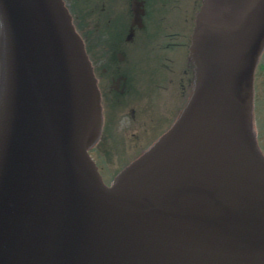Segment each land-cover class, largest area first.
I'll return each mask as SVG.
<instances>
[{
	"label": "water",
	"instance_id": "1",
	"mask_svg": "<svg viewBox=\"0 0 264 264\" xmlns=\"http://www.w3.org/2000/svg\"><path fill=\"white\" fill-rule=\"evenodd\" d=\"M262 53L264 0H202L187 102L107 186L88 154L98 80L64 1L0 0V264H264Z\"/></svg>",
	"mask_w": 264,
	"mask_h": 264
},
{
	"label": "rangeland",
	"instance_id": "2",
	"mask_svg": "<svg viewBox=\"0 0 264 264\" xmlns=\"http://www.w3.org/2000/svg\"><path fill=\"white\" fill-rule=\"evenodd\" d=\"M193 2L194 0H161L159 5L154 4L152 7L157 16L159 15L157 25L155 22L149 24L147 36L140 37L127 47L131 51H128L123 63L130 73V92L115 101L117 106L108 104L105 107L103 137L94 149L90 150L106 184L110 183L119 169L141 153L166 129L177 115L178 108L186 102L188 93L187 96L184 95L186 90L183 83L187 82L189 70L186 66L187 50L183 48L182 43L191 27L195 6ZM87 3L90 4L91 0L84 1L85 5ZM172 25L174 28L166 27ZM169 43H173L175 49L164 48ZM261 57L263 60L254 86V99L257 100L258 144L264 153V53ZM159 90L165 94L164 97ZM171 98L175 105L169 109L166 100L170 101ZM131 102L136 103L139 117L143 118V124L140 126L139 123L126 126L127 119L123 116L126 117ZM168 111L172 114H161Z\"/></svg>",
	"mask_w": 264,
	"mask_h": 264
},
{
	"label": "flooded vegetation",
	"instance_id": "3",
	"mask_svg": "<svg viewBox=\"0 0 264 264\" xmlns=\"http://www.w3.org/2000/svg\"><path fill=\"white\" fill-rule=\"evenodd\" d=\"M63 1L72 16L75 29L83 38L98 84L105 87L103 90L100 88L104 110L108 104L117 106L114 94L129 92V74L124 71L123 65L108 61V56L123 54L128 51L127 47L131 43L147 36L148 25L158 20L157 13L151 5H159L158 2L161 0H91V3L86 5L85 0ZM133 2L143 11L140 20L135 21L134 25L131 8ZM131 32L133 35L127 40ZM96 56H107L105 61L107 69L102 68V73L98 72L102 62L96 63L93 59ZM135 104L132 102L129 104V110L124 117L127 119V127L143 124V118L139 117Z\"/></svg>",
	"mask_w": 264,
	"mask_h": 264
},
{
	"label": "bare ground",
	"instance_id": "4",
	"mask_svg": "<svg viewBox=\"0 0 264 264\" xmlns=\"http://www.w3.org/2000/svg\"><path fill=\"white\" fill-rule=\"evenodd\" d=\"M159 92H160V94H163V92L161 91V90H159ZM164 95L165 94H163V97H164ZM115 101V100H114ZM166 102L169 104V109H171V108H173L174 107V105H175V102L173 101V98H171V100L170 101H167L166 100ZM173 104V105H172ZM101 105H102V115H103V125H102V130H101V135H100V139L99 140H101L102 139V137H103V129H104V108H103V103H102V98H101ZM163 113V112H162ZM138 157V156H137ZM111 163H113V162H111ZM120 170H118L117 172H116V174L113 176V178L118 174V172H119Z\"/></svg>",
	"mask_w": 264,
	"mask_h": 264
}]
</instances>
